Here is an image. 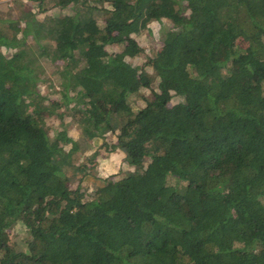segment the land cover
<instances>
[{
  "label": "trees",
  "instance_id": "16d2710c",
  "mask_svg": "<svg viewBox=\"0 0 264 264\" xmlns=\"http://www.w3.org/2000/svg\"><path fill=\"white\" fill-rule=\"evenodd\" d=\"M28 1L0 10V264H264V0ZM152 24L163 40L134 66L129 35ZM107 133L130 169L84 193L71 177L98 151L76 165L78 138Z\"/></svg>",
  "mask_w": 264,
  "mask_h": 264
},
{
  "label": "rangeland",
  "instance_id": "374dc122",
  "mask_svg": "<svg viewBox=\"0 0 264 264\" xmlns=\"http://www.w3.org/2000/svg\"><path fill=\"white\" fill-rule=\"evenodd\" d=\"M19 0H0V10L5 12V15L10 17V15L12 14V16L16 15V11H15V4L16 2ZM23 2H26L27 4H32L30 1L27 2V0H20ZM34 6V4H32ZM6 6V7H5ZM103 6L108 7L109 4H104ZM12 7L14 8V10L12 9ZM26 7V6H25ZM18 8V6H16V9ZM55 9V8H54ZM54 9H49L48 10V14L51 10ZM36 7H33L31 9V12H36ZM66 9H61L59 10L60 14H65L67 13ZM104 22V18L103 17H99L97 20V23L99 26H102ZM151 26H153V30L151 31V33H147V31H143L142 33H131L129 36L130 38H132L135 43L140 47V48H144L143 52L141 51L137 56L133 57L130 62L135 66H141L144 61L146 56L150 55L153 51V49L155 47H159L160 43L163 40V31H162V27L152 24ZM115 33L117 34V32L115 31ZM19 36V35H18ZM27 43L28 44H32V40L31 37H29L27 39ZM30 47L27 46V50ZM106 49L108 52L112 53V52H118L121 47L120 45H107ZM6 56H10L11 53H13L14 49H9V50H5L4 48H2L1 50ZM29 52H32L31 50ZM28 52V53H29ZM53 66H61L62 65V61L56 60L53 63H50ZM35 67H38L39 70V74L41 76V79L38 83V88L37 90L39 91V93L41 95H50L52 94V97L55 96V92L58 90V84L56 81L52 82V79L54 78V76L56 75L58 69L55 70L54 67H52V69H49L47 66L44 65L42 60H39L38 58L36 59V63H35ZM148 71L150 72L149 74L153 77L152 83H151V88L154 90H156V86L158 83V78L155 76L156 74H154L152 72V70L149 68ZM45 80V81H44ZM51 84H53V87H51ZM140 96L136 97L134 99L131 100V106L134 112L138 111L140 108L143 107L144 103H145V99H150L151 98V92L150 89L147 88H142L140 91ZM184 98L180 97V96H174L169 105L171 106L172 104H176L178 102H183ZM62 110H60L59 112H61ZM59 122L60 119L56 118L55 116H50L46 118V126L49 128V133L51 134L53 132V130L55 128H57L59 126ZM64 122L70 124L71 119L69 116H67V113L64 114ZM72 127L74 128L73 134L77 137H79L78 135V130H76L78 128H76L75 124H72ZM78 140L80 141V148L78 149V151L73 155V162L76 165H80L81 164H86L87 163V158L89 159V156L91 154H93V152L95 150L98 151V154L95 156L94 161L96 162V165L94 168L89 169V171L87 173H89L88 175H84V177L82 176L83 173H81L80 171L75 173L74 176L71 177L72 179V185L75 187L78 185V182L80 181V179H82V181L80 182V186H81V191L82 192H88L89 189L94 187L95 182H98L99 180H104V179H108V177L111 176H116V177H120L122 176V174L124 172H127L130 168L128 165H126L125 163V153L123 152L122 149L120 148H115L113 149L111 146L113 144L116 143V140L114 138V136L111 133H107L106 138H102L99 141H92L91 142V146H92V150L90 153L87 154L86 152V148H88V146H86L84 140L82 138H78ZM104 143V145L102 144V147L100 146V143ZM84 144V146H83ZM113 151V152H112ZM115 151V152H114ZM123 153H122V152ZM86 173V174H87ZM83 177V178H82ZM24 225L22 224H16L12 227V229L10 230V240L11 242L20 249H23L24 246V240H25V236H26V230L25 228H23Z\"/></svg>",
  "mask_w": 264,
  "mask_h": 264
},
{
  "label": "crops",
  "instance_id": "0c3cea01",
  "mask_svg": "<svg viewBox=\"0 0 264 264\" xmlns=\"http://www.w3.org/2000/svg\"><path fill=\"white\" fill-rule=\"evenodd\" d=\"M102 144H104V143H102ZM93 148H86V152H87V154L88 153H90L91 152V150H92ZM113 152V151H112ZM115 152V151H114ZM122 152V151H121ZM123 153V152H122Z\"/></svg>",
  "mask_w": 264,
  "mask_h": 264
}]
</instances>
